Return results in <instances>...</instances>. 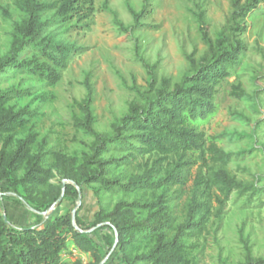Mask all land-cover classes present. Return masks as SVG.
Segmentation results:
<instances>
[{
  "label": "trees",
  "instance_id": "1",
  "mask_svg": "<svg viewBox=\"0 0 264 264\" xmlns=\"http://www.w3.org/2000/svg\"><path fill=\"white\" fill-rule=\"evenodd\" d=\"M16 3L23 16L15 23L9 51L0 57V82L14 72L56 85L72 56L81 50L60 35L95 12V0H16ZM262 3L264 10V0L244 3L232 0V24L221 30L215 40L208 36L201 15L202 36L208 49L199 59L188 57L190 68L173 87L170 79L165 78L157 86L152 80L145 91H138L139 100L131 102L128 113L113 123L110 133L94 129L93 87L87 83V98L81 104L85 117H75V124L94 140L91 153L81 165L64 169L68 182L59 207L64 199L79 197L78 187L83 198L85 187L92 188L93 184L99 185L92 188L99 202L103 189L142 192L133 202L121 200L112 211L100 204L94 212L93 231L84 227L78 212L75 222L66 211L56 212L48 219L36 212L47 210L61 195L48 196L46 190L53 177L51 152L44 145L33 152L35 134L17 139L31 122L33 112L28 107L16 108L10 102L31 90L21 86L0 88V191L4 205L0 212V264H70L63 256L70 244L80 253L90 254L93 264H100L104 259V243L110 238L114 241L117 236L118 242L105 264L110 261L189 264L186 240L199 237L207 228L213 202H217L220 213L234 191L244 195L258 190L256 184L238 180L227 169L236 153L220 147V137L207 135L199 125L217 113L218 88L234 74L247 48L240 37L247 30L244 21L248 14L260 10ZM143 12L132 11L136 23ZM230 94L240 99L254 98L240 83L232 86ZM112 149L121 155L105 158L104 154ZM139 157H147L140 165L142 172L124 183L123 170L118 174L115 170L131 165ZM196 165L195 192L186 219L176 227L175 235L168 238L167 230L173 219L167 212L165 194L156 192L160 188L186 186ZM149 192L154 199L147 198ZM18 198L28 202L30 213L38 217L34 225L20 226L11 220L5 203L23 205ZM144 208L151 209L150 216L137 221L135 209ZM100 231L104 232L102 238ZM138 239L154 243L147 252L133 255L129 249ZM71 264L84 263L73 257ZM243 264H264V256L255 257L248 249Z\"/></svg>",
  "mask_w": 264,
  "mask_h": 264
},
{
  "label": "rangeland",
  "instance_id": "2",
  "mask_svg": "<svg viewBox=\"0 0 264 264\" xmlns=\"http://www.w3.org/2000/svg\"><path fill=\"white\" fill-rule=\"evenodd\" d=\"M259 7L260 10L248 14L244 21L247 30L240 37L247 48L234 74L218 88L217 113L199 125L207 135L220 137V147L236 153L227 169L238 180L256 184L258 190L244 195L234 191L220 213L217 202H213V215L207 228L199 237L186 240L189 264H243L248 249L255 257L264 256V123H259L264 120L263 3ZM132 11L143 12L140 22L136 23ZM232 13V0H95V12L60 35L81 50L72 56L56 85L24 73L4 76L0 88L21 86L31 90L16 97L10 105L28 107L33 112L31 122L17 139L35 134L33 152L42 145L51 152L53 177L46 189L48 196L62 193L64 182H68L64 169L78 167L91 153L94 137L75 124V117H85L81 104L87 98V83L93 87L94 129L110 133L113 123L128 113L131 102L139 100L138 91H145L152 80L157 86L165 78L170 79L173 87L189 70L188 57L199 59L208 49L202 36L201 15L208 36L215 40L221 30L232 24ZM22 16L16 0H0V57L9 51L15 23ZM238 83L254 98L233 97L232 86ZM119 155L121 152L112 149L104 157ZM146 158L139 157L115 173L122 169L125 183L132 175L142 172L140 165ZM197 167H193L186 186L175 185L156 192L165 194L167 212L173 219L167 230L168 238L175 235L176 227L186 219L195 192ZM92 188L85 187L81 201L79 197L64 199L56 214L65 211L73 214L77 208L84 227L93 231L94 212L100 204L112 211L121 200L133 202L142 195L138 191L103 189L99 202ZM152 196L147 193V198L154 199ZM18 199L23 205L5 203L11 220L20 226L34 225L38 217L30 213L28 202ZM3 210L0 198V212ZM150 214L149 208L135 209L137 221L147 219ZM103 236L104 232L100 231L99 237ZM115 243L116 238L104 243V259L108 260ZM153 243L138 239L130 246V253H145ZM63 256L70 264L73 257L81 258L84 264L94 263L90 254L80 253L73 244Z\"/></svg>",
  "mask_w": 264,
  "mask_h": 264
},
{
  "label": "water",
  "instance_id": "3",
  "mask_svg": "<svg viewBox=\"0 0 264 264\" xmlns=\"http://www.w3.org/2000/svg\"><path fill=\"white\" fill-rule=\"evenodd\" d=\"M66 183L67 182H64V184H63V190H62V193H61L60 197L47 210H45V211H36L34 209L33 210L36 211L39 214H42L47 219L50 218L51 216H53L57 212V210L59 208V205H60V203H61V201H62V199L64 197V194H65V184ZM78 189H79V199L81 201V191H80V188L79 187H78ZM2 196H3V193L0 191V198H2ZM76 212H77V208L73 211V214H72L73 215L74 222H75ZM3 215H4L5 218L7 217V214L5 212H3ZM81 231H83V230H81ZM117 242H118V236L116 238L115 246H116ZM115 246H114V249H115ZM108 257H110V255ZM106 260L107 259H104L100 264H105Z\"/></svg>",
  "mask_w": 264,
  "mask_h": 264
}]
</instances>
